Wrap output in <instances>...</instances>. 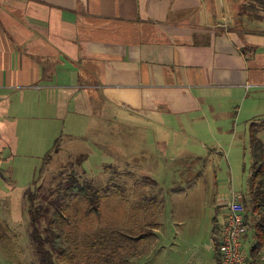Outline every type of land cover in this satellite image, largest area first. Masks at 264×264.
<instances>
[{"label": "crops", "instance_id": "crops-1", "mask_svg": "<svg viewBox=\"0 0 264 264\" xmlns=\"http://www.w3.org/2000/svg\"><path fill=\"white\" fill-rule=\"evenodd\" d=\"M246 6L0 0V146L51 143L75 120L98 132L117 114L170 158L249 156L248 125L264 115V6Z\"/></svg>", "mask_w": 264, "mask_h": 264}, {"label": "rangeland", "instance_id": "rangeland-1", "mask_svg": "<svg viewBox=\"0 0 264 264\" xmlns=\"http://www.w3.org/2000/svg\"><path fill=\"white\" fill-rule=\"evenodd\" d=\"M71 104L76 110L79 107L75 101ZM71 104L69 108H73ZM257 119H264V115ZM110 121L109 125L100 121L98 132H93L85 129V122L75 120L78 127L66 129L65 136L58 133L56 140L49 139L47 145L32 137L25 140L11 136L10 142L3 141L0 264H41L30 236V202L48 208L50 214L49 203L56 199L62 202L69 221L66 230L76 243L78 257L83 244L90 240L88 236L99 229L138 232L155 221L159 225L152 237L135 248L126 247V254L134 250L142 253L131 264H216L211 221L214 217L219 225L223 221L225 210L218 207L220 198L232 191L246 194L250 154H232L229 162L227 153H186L170 158L149 145L147 134L141 133L136 124L122 121L117 114ZM63 125L66 127L65 122ZM259 134L264 144V130ZM70 172L80 184H90L98 192V215L84 216L83 202L65 196ZM47 217L37 226L43 238ZM253 243V233L248 229L244 243L247 253Z\"/></svg>", "mask_w": 264, "mask_h": 264}, {"label": "trees", "instance_id": "trees-1", "mask_svg": "<svg viewBox=\"0 0 264 264\" xmlns=\"http://www.w3.org/2000/svg\"><path fill=\"white\" fill-rule=\"evenodd\" d=\"M246 2V8L250 11L258 5L264 6V0H246ZM262 130H264V119H254L248 125V147L251 158L250 175L247 181V192L241 196L246 223L248 229L253 233V252L264 250V145L259 138V133ZM64 194L66 197L83 202L84 216L98 215L101 203L98 192L90 184H80L73 172L68 174ZM49 206L52 208L50 214L48 208L35 206L33 202H30V210L33 211L30 236L34 251L41 264H56L55 260H64L70 264H131L137 261L142 253L134 250L133 253L126 254V247L135 248L147 238L152 237L154 235L153 230L159 225L155 221L148 222L138 232L122 228L99 229L93 232L91 237L88 236L90 240L83 244L82 252H79L78 257L76 255L78 250L75 251L76 243L66 230L69 221L64 215L62 202L56 199L50 202ZM45 217L48 220L45 227L46 236L43 238L38 233L37 226L40 220ZM211 226L210 237L213 242V258L215 263L219 264L217 244L219 224L215 217L211 221Z\"/></svg>", "mask_w": 264, "mask_h": 264}, {"label": "built area", "instance_id": "built-area-1", "mask_svg": "<svg viewBox=\"0 0 264 264\" xmlns=\"http://www.w3.org/2000/svg\"><path fill=\"white\" fill-rule=\"evenodd\" d=\"M224 218L217 234L219 264H264V250L247 253L244 248L248 226L238 194L231 192L223 202Z\"/></svg>", "mask_w": 264, "mask_h": 264}]
</instances>
